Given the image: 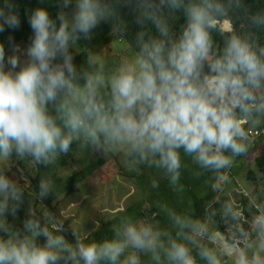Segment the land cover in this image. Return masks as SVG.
Listing matches in <instances>:
<instances>
[{
  "label": "clouds",
  "instance_id": "clouds-1",
  "mask_svg": "<svg viewBox=\"0 0 264 264\" xmlns=\"http://www.w3.org/2000/svg\"><path fill=\"white\" fill-rule=\"evenodd\" d=\"M71 3L62 0L59 25L43 8L31 13L26 59L12 45L6 61L0 43V264H264V199L245 191V207L229 189L236 159L264 127V9L248 0H75L69 17ZM121 3L134 14L132 40ZM105 20L130 54L111 62L83 49L78 67L71 49L81 51V37ZM19 25L4 0L0 32ZM74 141L118 154L130 170L155 169L177 191L188 157L217 195L202 216L159 205L164 226L128 215L102 240L71 224L69 240L65 213L56 218L34 203L53 190L41 179L22 227L10 223L27 191L9 163L53 164Z\"/></svg>",
  "mask_w": 264,
  "mask_h": 264
},
{
  "label": "trees",
  "instance_id": "trees-1",
  "mask_svg": "<svg viewBox=\"0 0 264 264\" xmlns=\"http://www.w3.org/2000/svg\"><path fill=\"white\" fill-rule=\"evenodd\" d=\"M73 1L69 5L67 10L73 6ZM114 2V0H112ZM252 8L255 9H264V0H248ZM4 3V0H0V5ZM14 4V10L18 13L20 17V25L18 28H10L5 26L4 31L0 32V43H3L5 47V53L12 48V45L23 44L29 46L31 43V38L33 37V31L29 24V17L31 13L37 8H43L48 11L50 18L56 20L57 25L59 21L57 20L59 11L62 10V0H12ZM118 10L121 15L126 17L129 21V33L128 39L132 40L134 33L136 31V26L133 21V12L131 7L123 3L117 5ZM183 22L182 16L177 20V27ZM111 29L112 22L110 20L101 21L95 29L92 30L91 38L81 39L78 41V45L81 47V52L78 55V58L86 62V53L83 49H92L102 51L109 44L111 38ZM261 39L264 40V32L261 34ZM218 39V38H217ZM129 44V42L127 41ZM79 67V66H78ZM260 131V134L257 136V139L262 137L264 133V127L257 128ZM78 142H73L70 150L67 153L60 154L57 161L49 165H38L37 174L33 180V189L35 192L39 190V182L41 179H49L53 184V190L50 191L47 197L44 200L47 203H50L56 199L60 193L63 191L66 195L71 194L76 189V184L85 179L96 167L95 162L86 163L83 168L80 170H74L72 174L66 178L60 177L57 175V169L59 166H66L68 164V158L72 155L74 149L76 148ZM253 146L250 149L251 153L253 151ZM248 153V154H249ZM185 167L182 169L180 183L183 185V191L174 190L168 180L163 177V175L157 172L155 169H150L145 166H141L140 170L132 172V177L136 182V185L139 189L142 197L128 206L123 212L119 213L116 217L104 221L100 227H98L93 233H91V238L96 240H102L106 237L113 235L112 233V224L118 223L123 216H133L138 219L143 218H154L155 222L159 223L161 226L166 225L167 219L164 213L160 210L159 205H167L168 207L175 209L176 211H186L190 210L198 215L202 216L204 213L205 205L213 201L216 197L211 188L208 186V177L203 175L197 177L194 175L196 171V166L191 163L190 158L183 157ZM101 162H103L101 160ZM255 164L259 169V172L264 173V153L255 158ZM15 168V165L12 166ZM249 176L253 180L256 179V174L252 171H249ZM156 180L158 187H152V181ZM241 187V186H240ZM240 198H236L238 202L247 207L248 199L242 193L245 192L244 188H240ZM223 198V197H222ZM218 208L219 205H216ZM247 215V212L245 213ZM18 222H14L11 215H9V222L13 223L17 227H22V222L26 218V211L23 206L17 212ZM64 235L67 239L73 240L71 234V228L65 226ZM223 228V225H221ZM44 239L39 238V243H43Z\"/></svg>",
  "mask_w": 264,
  "mask_h": 264
},
{
  "label": "rangeland",
  "instance_id": "rangeland-1",
  "mask_svg": "<svg viewBox=\"0 0 264 264\" xmlns=\"http://www.w3.org/2000/svg\"><path fill=\"white\" fill-rule=\"evenodd\" d=\"M74 10L75 0L71 8L63 9L69 17H71ZM16 46L20 49L21 60L26 59L27 46L23 44ZM79 48L81 49L80 46ZM71 51L74 56V63L79 67L84 66L86 62L78 58L81 51H77L75 48L71 49ZM95 51L111 62H116L122 56L130 54L127 41L113 37V35H111L109 44L102 51ZM11 54L12 48L5 53L6 61ZM261 136L258 139L257 137L254 139L253 151L244 157H238L234 167L231 169L232 183L229 189L234 199L240 198L241 187L252 195L264 199V173L259 172L255 164V158L264 153V133ZM91 161L96 163L95 169L85 179L76 184L74 192L66 195L63 191L50 203L43 199L42 203L44 206L38 201H34L38 208L42 211H46L45 208H47L56 218H60L63 211L68 217L64 221L65 226L70 227L72 224L90 234L100 227L104 221L116 217L142 197L134 178L131 176L133 170L125 167L122 158L118 154H111L106 157L103 153L97 152L91 147L81 149L79 144H77L72 155L68 158V164L59 166L57 175L66 178L74 170H80L86 163ZM13 165H15V168L12 167ZM8 166L10 167L8 175L18 179L26 188L27 192L25 193V200L22 206L27 211L31 194L35 192L32 182L36 177L38 168L30 170L22 162L15 159ZM249 171L256 174V179L250 178ZM13 220L17 223V216Z\"/></svg>",
  "mask_w": 264,
  "mask_h": 264
},
{
  "label": "built area",
  "instance_id": "built-area-1",
  "mask_svg": "<svg viewBox=\"0 0 264 264\" xmlns=\"http://www.w3.org/2000/svg\"><path fill=\"white\" fill-rule=\"evenodd\" d=\"M259 134H260V131H259L258 129H256V130L253 132V136H254V138H256Z\"/></svg>",
  "mask_w": 264,
  "mask_h": 264
}]
</instances>
